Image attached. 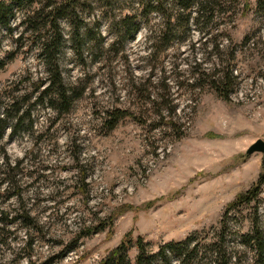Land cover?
<instances>
[{
    "label": "rangeland",
    "instance_id": "374dc122",
    "mask_svg": "<svg viewBox=\"0 0 264 264\" xmlns=\"http://www.w3.org/2000/svg\"><path fill=\"white\" fill-rule=\"evenodd\" d=\"M46 1L15 10L9 27H0V59L6 62L0 105L19 98L27 114L16 134L9 122L0 138V264L46 260L81 229L118 212L111 229L80 239L54 264H98L130 233L132 264L139 236L151 253L191 238L188 248L198 244V251L186 260L175 255L171 264H213L205 244L221 232L227 205L264 169L263 153L247 154L264 139V15L255 12L258 0H250L247 14L242 0H231L227 14L216 9L210 18L198 19L194 9L188 28L167 46L159 39L162 14L142 18L139 32L123 42L120 19L135 12L137 2L86 0L89 7L59 21L63 79L78 94L62 114L34 103L48 72L43 31L28 20ZM234 55L231 66L239 77L225 101L202 73L229 64ZM117 108L135 117L110 129L107 112ZM160 112L173 116L176 126L160 123ZM261 199L264 227V189ZM253 211L244 207L232 218L224 242L239 264H254L241 239ZM24 215L30 221L13 219Z\"/></svg>",
    "mask_w": 264,
    "mask_h": 264
},
{
    "label": "trees",
    "instance_id": "16d2710c",
    "mask_svg": "<svg viewBox=\"0 0 264 264\" xmlns=\"http://www.w3.org/2000/svg\"><path fill=\"white\" fill-rule=\"evenodd\" d=\"M35 1L37 0H0V27H9L14 11L25 9V7H29L36 3ZM131 1H136L139 7L135 12L125 13L120 19V29L118 30L120 33V39L125 42L126 39L135 36L141 28L142 18H147L153 13H160L163 15L164 22L163 32L159 39H162L163 43L167 46L172 40H174L178 31L179 33H182L185 28H188L187 26H189L188 24L194 9H196L197 14L199 15L198 19L204 16L210 18L216 9H219V12L222 11L227 14L229 11L225 10V8L231 0ZM235 1L239 3L240 0H232L231 2ZM242 1H244L243 10H246V14L253 10L250 0ZM87 3L86 0H47L46 4L41 7V14L38 13L34 17H30L28 20L33 29L43 31L44 42L41 55L48 72V77L44 80L47 84L44 89L40 91V94L35 99L34 103L36 105H48L58 114L67 112L72 106L74 100L78 97L77 90L73 87L67 86L63 79L60 66V49L63 42V36L59 21L65 18L72 19L79 7H82V9L89 7ZM109 6L112 7V4L110 3ZM185 12L188 13L186 14ZM255 12L256 14L264 15V0L257 1ZM90 35L92 38L94 37V34L90 33ZM250 41V37L247 35L244 39V43L249 44ZM234 59L235 55L230 62L231 64L227 63L224 66L221 65L219 68H214V71L210 74H207L204 71L202 73L205 77H210V88L214 89L217 95L225 101L231 100V95L234 93L238 82L239 75L235 74V69L231 66L234 65ZM5 64L6 62L0 59V68H3ZM195 80L202 79H199V76H197L195 77ZM42 85H44V82L38 83L35 87V91L40 89ZM148 98L150 99V97ZM6 106L7 107L5 108L0 105V138L3 137L9 122L13 125L12 133L16 134L19 131L21 124L27 119V114L21 112L22 106L19 98H13ZM126 117H135V115L128 110H122L119 108L108 110L106 123L110 129H113L120 120ZM159 117L160 123L165 122L170 126H176L173 116H165L160 112ZM83 181L85 180L83 179ZM263 189L264 169L259 173L258 179L250 188L239 193L236 198L227 205L223 218L221 219V232L216 238H214V240H212V242H210V244H205V247L210 251L213 264H239L235 249L227 248L224 242L231 229L232 218L237 217L244 207H251L254 209L252 214H250V229L248 232L241 234L242 244L246 247L245 253L247 250L246 255L248 253L251 255V258L254 259V264H264V227L261 225L259 219V209L261 208L260 203L262 201L261 194ZM232 212L236 214L231 216ZM118 213L110 214V216L105 217L103 221L97 225L81 229L67 248L61 250L58 254L38 263L30 260L29 264H54L56 261L66 257L69 252L76 250L80 239L111 229L115 219L120 215ZM13 219L15 222L30 221V216H16ZM130 235L131 233L126 235L120 245L109 251V253L98 264H132L127 254L129 247L131 246L130 243L133 241ZM190 239L191 238H188L185 242L164 244L157 252L151 253L147 249L148 244L145 243L143 237L139 236L136 238L139 253L135 264H171V259L175 257V255L178 259L183 260L185 257L184 260H186L187 255H190L191 257L198 251V244H194L192 249L188 248Z\"/></svg>",
    "mask_w": 264,
    "mask_h": 264
},
{
    "label": "water",
    "instance_id": "95a60500",
    "mask_svg": "<svg viewBox=\"0 0 264 264\" xmlns=\"http://www.w3.org/2000/svg\"><path fill=\"white\" fill-rule=\"evenodd\" d=\"M256 152H261L264 155V139H257L247 150L248 155H252Z\"/></svg>",
    "mask_w": 264,
    "mask_h": 264
}]
</instances>
